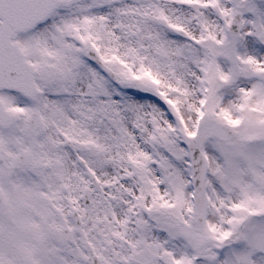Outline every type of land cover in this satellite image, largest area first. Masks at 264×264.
<instances>
[{
	"label": "snow or ice",
	"instance_id": "obj_1",
	"mask_svg": "<svg viewBox=\"0 0 264 264\" xmlns=\"http://www.w3.org/2000/svg\"><path fill=\"white\" fill-rule=\"evenodd\" d=\"M0 264H264V0H0Z\"/></svg>",
	"mask_w": 264,
	"mask_h": 264
}]
</instances>
